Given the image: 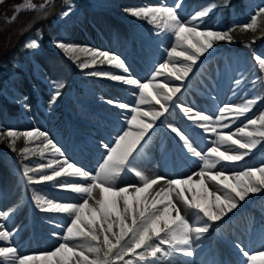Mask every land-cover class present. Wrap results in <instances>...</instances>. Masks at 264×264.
I'll return each instance as SVG.
<instances>
[{
	"label": "snow or ice",
	"instance_id": "1",
	"mask_svg": "<svg viewBox=\"0 0 264 264\" xmlns=\"http://www.w3.org/2000/svg\"><path fill=\"white\" fill-rule=\"evenodd\" d=\"M48 4L49 0L39 5L24 0L23 8L15 11H35ZM229 4L230 0H220L219 4L213 0L187 20L179 14L181 0L173 6L124 8L126 14L153 26L148 32L150 43L159 47L169 36L175 40L174 46L166 49L167 59L158 63L144 81L132 74L119 54L53 40L55 47L77 63L85 75L129 86L133 101L106 100L119 110V131L109 140L97 142V151H103L94 170L70 161L46 131L0 130V143L7 141L9 150L21 157L18 163L29 185L49 184L57 192L68 194L37 193L33 197L39 211L49 214L52 228L62 229L50 233L60 243L43 254H19L14 243L19 229L13 231L7 226L17 207L0 210V264H171L174 256L193 257L195 247L216 223L238 209L250 195L264 192V161L254 166L246 160L264 145V111L248 116L261 98L227 103L214 112L181 100L184 83L201 57L210 54L218 42L234 43L232 33L237 29L256 32L258 18L264 17V7H259L250 22L227 29L202 28L214 8ZM71 11L69 6L61 16L67 17ZM15 19L14 15L12 20ZM24 47L38 49L39 39H30ZM253 59L264 71V57L254 54ZM98 65H108L122 73L97 70ZM259 80L257 76L253 85ZM235 83L239 85L241 80ZM62 87L57 85L51 104L61 96ZM175 110L181 113L183 124L170 119ZM238 121L240 126L233 130ZM157 128L165 130L175 141L179 156L185 162L196 163L198 171L171 179L159 174L149 176L138 167ZM21 138L24 146L18 150L16 144ZM34 156L46 158V162L23 163ZM241 162L245 167L236 171ZM129 175L138 183H125ZM234 246L245 258L243 264H264V250L250 253L242 243Z\"/></svg>",
	"mask_w": 264,
	"mask_h": 264
},
{
	"label": "rangeland",
	"instance_id": "2",
	"mask_svg": "<svg viewBox=\"0 0 264 264\" xmlns=\"http://www.w3.org/2000/svg\"><path fill=\"white\" fill-rule=\"evenodd\" d=\"M23 1L0 0V14H4L3 17L6 18L5 15L10 11L14 12ZM35 1L33 0L34 3ZM51 2L52 0H49V3ZM177 2L178 0H135L125 4L116 0H74L56 14V24H62L64 29L54 40L62 39L76 45L119 54L126 60L135 77L148 75L149 78L154 67L167 59L166 49L174 46V37L169 36L157 47L148 41V32L153 26L126 14L123 9L151 5L173 6ZM212 2L213 0H181L179 14L182 19L187 20L196 11ZM216 3L219 4L220 0ZM69 6L72 9L71 14L62 17L61 13ZM259 7H264V0H248L244 18L239 24L250 22L251 16ZM233 16L236 20L234 11ZM204 27L226 29L222 16L215 8L206 18L205 25H202V28ZM240 32L243 34L241 40H234V43L218 42L214 50H210V54L201 57V61L191 73L193 76L191 79L195 78L197 81L193 82L189 78V83H184L181 100L193 106H204L205 109L214 112L216 108L227 103L239 104L246 99L260 97L248 116H258L264 111V79L253 60L254 54L264 57V49L250 44L252 31ZM51 50L30 54L29 64L22 65L23 75L10 79L7 94L14 99L24 98L29 94L30 87H34L37 90V92L33 90L37 101L32 103L28 98L21 100L24 114L22 115L20 110L18 116L22 117L19 119L4 118L1 130L15 128L21 131L31 129L46 131L54 142L63 148L70 161L94 170L103 151L102 149L97 151V142L101 139L107 141L110 135H115L119 131L116 121L119 110L108 105L106 100L120 99L132 103L133 96L129 92V86L119 85L106 78L87 76L79 70L77 63H73L67 54L54 44ZM83 59L85 58L82 57ZM105 66L108 67L104 69L105 71L122 73L120 69ZM216 67L220 71L226 68L231 81L226 83L221 80L219 74H216ZM257 76L260 80L253 85L252 81L256 80ZM237 79L241 80L239 85L235 83ZM60 84H71V90L62 87L61 96L55 104H51L53 93ZM178 115L181 113L175 110L170 119L183 124ZM236 126H240L239 121L233 126V130ZM20 140L24 145L21 138L17 141L16 147ZM254 152L256 153L246 160L249 165L258 166L264 161V148ZM0 153L3 154L0 156V210L17 207L7 226L13 231L19 229L14 241L19 254H43L53 251L60 241L50 233L61 232L62 229L52 228L47 219L49 214L39 211L33 197L37 193L64 197L68 194L57 192L49 184L30 185L32 189L30 199L23 187L28 183L22 176L21 164L17 162L16 154L7 147V141L0 143ZM40 162H46V158L41 160L39 156H34L23 163ZM193 163L185 162L178 154L175 141L164 129L157 128L145 146V153L138 161V167L149 176L164 175L163 172H168L174 175L168 178L176 179L198 171L199 168L189 171ZM244 167L245 164L241 162L235 170H243ZM184 170L188 172L180 173ZM195 178L198 179L193 176L194 180ZM125 183L138 181L129 175L125 178ZM43 189L47 192L45 193ZM237 243H242L250 253L264 250V192L250 195L238 209L216 223L195 247L193 257L174 256L171 264H243L245 258L234 246Z\"/></svg>",
	"mask_w": 264,
	"mask_h": 264
},
{
	"label": "trees",
	"instance_id": "3",
	"mask_svg": "<svg viewBox=\"0 0 264 264\" xmlns=\"http://www.w3.org/2000/svg\"><path fill=\"white\" fill-rule=\"evenodd\" d=\"M72 1L73 0H54L44 9L21 12L16 16L14 21L0 19V129L4 118H17L21 110L19 102L12 101L7 97L5 88L7 85L6 81L9 77L21 73V65L28 62L29 53L35 51L26 49L24 47L25 43L30 39L38 38L40 43L38 49L50 50L54 38L61 32L60 26L54 25L56 14L61 7L70 4ZM246 1L247 0H230L228 6L217 7V10L220 9L224 16L223 21L227 28L232 27L233 24H238V21L242 20ZM215 2H217V0H215ZM41 3H43V1H36L37 5ZM232 11L238 16L236 22L231 15ZM13 13V11H10V13L5 15L6 18L10 19ZM258 24L257 31L250 34V44L253 47H262L264 49V17L258 19ZM232 35L236 41H239L243 37V34H241L238 29L232 33ZM253 39L255 43H252ZM97 70H101V68L97 67ZM261 73L263 75V71H261ZM66 87V89H69V86ZM28 97L33 101L36 99L33 91H31ZM22 147L23 142L20 140L17 149L19 150ZM2 155L3 154L0 153V156ZM17 157L21 160V157L18 155ZM25 188L27 190L30 189L26 186Z\"/></svg>",
	"mask_w": 264,
	"mask_h": 264
},
{
	"label": "bare ground",
	"instance_id": "4",
	"mask_svg": "<svg viewBox=\"0 0 264 264\" xmlns=\"http://www.w3.org/2000/svg\"><path fill=\"white\" fill-rule=\"evenodd\" d=\"M54 1V0H53ZM116 1H122L123 3H125V4H130L131 2H135V0H116ZM23 5H24V1L22 2V4L20 5V7L21 8H23ZM19 7V6H18ZM79 43H81V42H79ZM206 55V54H205ZM216 74H219V77H220V79L221 80H223V81H225L226 83H228V82H230L231 81V79L229 78V75L227 76V74H228V70H226V68H224V69H222L221 71L216 67ZM191 75V74H190ZM193 76L191 75L189 78L191 79ZM148 78V75H142V76H140L139 77V79L140 80H145V79H147ZM188 78V79H189ZM188 79L186 80V82L187 83H189V81H188ZM230 79V80H229ZM192 80V79H191ZM193 82H195V81H197L195 78L192 80ZM223 81H221V82H223ZM214 82H218V81H214ZM210 83H213V81H210ZM220 83V82H219ZM194 107L195 108H197V109H200V110H205V107L204 106H196V105H194ZM178 117L182 120V122L184 123V121H183V118L181 117V115L179 116L178 115ZM103 138H105V137H103ZM197 168H199V166L196 164V163H193L192 164V167H190V169H189V171L190 172H192V171H194V170H197ZM162 172V171H161ZM188 171H182V172H180V173H182V174H186ZM195 172V171H194ZM163 174H164V176H167V177H170V176H174V175H171V174H169L168 172H163ZM196 179V178H195ZM43 191L46 193L47 191L45 190V189H43ZM214 264H218V263H214ZM220 264V263H219Z\"/></svg>",
	"mask_w": 264,
	"mask_h": 264
},
{
	"label": "water",
	"instance_id": "5",
	"mask_svg": "<svg viewBox=\"0 0 264 264\" xmlns=\"http://www.w3.org/2000/svg\"><path fill=\"white\" fill-rule=\"evenodd\" d=\"M21 8V7H20ZM23 11V10H22ZM18 13L16 12L14 15L16 16ZM0 18H3V15L0 14Z\"/></svg>",
	"mask_w": 264,
	"mask_h": 264
}]
</instances>
